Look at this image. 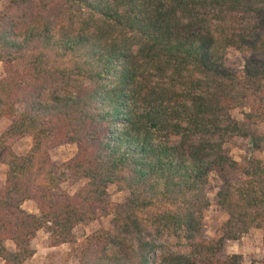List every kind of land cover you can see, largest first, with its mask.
Returning a JSON list of instances; mask_svg holds the SVG:
<instances>
[{
    "label": "trees",
    "instance_id": "obj_1",
    "mask_svg": "<svg viewBox=\"0 0 264 264\" xmlns=\"http://www.w3.org/2000/svg\"><path fill=\"white\" fill-rule=\"evenodd\" d=\"M231 49L241 75L226 66ZM0 64L1 264L33 259L40 232L51 248L75 246L77 264H244L222 255L264 234V160L239 163L225 146L264 148V0H8ZM66 145L79 150L58 166L51 152ZM212 173L227 221L209 242ZM82 181L74 196L61 189ZM112 185L124 203L109 201ZM109 216L111 229L78 243L77 226Z\"/></svg>",
    "mask_w": 264,
    "mask_h": 264
},
{
    "label": "rangeland",
    "instance_id": "obj_2",
    "mask_svg": "<svg viewBox=\"0 0 264 264\" xmlns=\"http://www.w3.org/2000/svg\"><path fill=\"white\" fill-rule=\"evenodd\" d=\"M8 5V0H0V12L4 11ZM15 15L21 13V9H16L13 12ZM245 57L238 51L229 50L226 58L227 68L234 74L241 75L244 71ZM4 75L3 67L0 64V78ZM242 111L237 110L233 113V117L238 121L242 119ZM8 121L0 123V135L8 127ZM33 140L28 137L13 144V150L17 155L25 156L32 147ZM250 141L245 138H233L228 141L225 146L229 156L241 163L246 159L253 157L264 160V148L260 151L252 152L250 148ZM77 145H66L57 148L51 152L52 160L58 166L72 159L78 152ZM6 167L0 166V189L3 188L6 180ZM82 181L76 185L65 183L62 185V191L71 196L77 194L85 185ZM223 185L216 173L210 175V184L207 189V196L210 199L211 205L204 215V226L202 231L203 239L207 241H217L221 237V229L227 221L225 212L217 206V194L222 189ZM109 201L116 205L125 202L129 196L127 192H120L116 186L112 185L108 189ZM23 209L31 214H39L37 204L34 201H28L23 205ZM113 216L103 218L99 221H93L86 224L79 225L74 230V235L78 243H82L86 237L99 231L100 229L112 228ZM12 249V245L8 244ZM75 246L62 245L56 248H51L49 245V235L40 232L36 239L32 242V248L36 254L26 264H77L75 254ZM241 255L244 258V264H264V234L262 231H252L244 236L239 241H228L225 244L223 257ZM1 264V262H0Z\"/></svg>",
    "mask_w": 264,
    "mask_h": 264
}]
</instances>
